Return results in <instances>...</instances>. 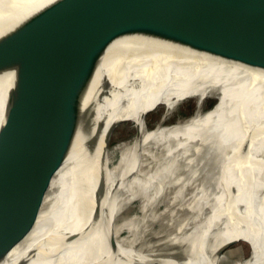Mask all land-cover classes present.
Wrapping results in <instances>:
<instances>
[{"label": "bare ground", "instance_id": "6f19581e", "mask_svg": "<svg viewBox=\"0 0 264 264\" xmlns=\"http://www.w3.org/2000/svg\"><path fill=\"white\" fill-rule=\"evenodd\" d=\"M51 1L0 0V36ZM13 82L12 68L0 71V129L10 127L13 110L20 113L0 151V194L15 170L7 156L26 151L18 145L14 151L16 134L33 122L42 129L50 107L29 97L14 104ZM188 96L216 101L182 123L143 130L148 110L163 105L167 112ZM127 113L139 114L142 129L106 168L109 132ZM79 114L69 146L33 207L32 228L1 264H216L220 250L238 240L251 248L238 264H264V158L252 148L264 150L263 69L160 38L123 35L106 46L99 72L81 93ZM30 139L27 133L22 143ZM154 141L162 143L165 160L141 172V156L149 155L145 145ZM202 147L213 158L206 216L169 245L168 254L150 258L136 252L117 237L113 224L121 195L146 198L176 152L185 157Z\"/></svg>", "mask_w": 264, "mask_h": 264}, {"label": "water", "instance_id": "95a60500", "mask_svg": "<svg viewBox=\"0 0 264 264\" xmlns=\"http://www.w3.org/2000/svg\"><path fill=\"white\" fill-rule=\"evenodd\" d=\"M130 34L264 70V0H53L1 35L0 71L14 70V104L29 97L50 107L42 129L33 122L16 134L14 151H26L7 156L15 170L0 194V264L37 218L35 202L69 146L106 46Z\"/></svg>", "mask_w": 264, "mask_h": 264}, {"label": "rangeland", "instance_id": "374dc122", "mask_svg": "<svg viewBox=\"0 0 264 264\" xmlns=\"http://www.w3.org/2000/svg\"><path fill=\"white\" fill-rule=\"evenodd\" d=\"M215 101L213 96H204L201 101L195 96H188L176 102L167 112L163 105L155 106L145 113L143 130L182 123L196 114H202ZM13 111L12 113L16 114L10 120L12 124L9 128L0 131V134L2 133L0 151L7 145L6 140L20 116L18 110ZM163 113L165 118L160 122ZM8 118L10 119V116L4 123L9 121ZM119 120L107 140L106 168L115 164L120 154L142 129L138 113L124 114ZM145 146L149 155L141 156V172H149L153 165L158 166L165 160L162 158L164 157L162 143L147 142ZM252 148L255 154L259 156L261 153L260 157L264 158L263 149ZM210 158V154L203 147L200 152L189 153L185 157L179 155L178 151L174 154L169 167L157 178V185H153L146 198L137 195L128 199V195L123 193L118 210L113 217V224L117 227V237L128 241L136 252L150 258L168 254L169 245H174L173 243L179 237L200 222L208 212V197L212 188L211 174L213 173V158ZM184 182L187 183L184 184ZM35 205H37L36 202ZM216 231H218L217 226L208 242L216 235ZM250 251L251 248L247 242L238 240L221 251L222 255L220 254L216 264H238L250 255Z\"/></svg>", "mask_w": 264, "mask_h": 264}]
</instances>
